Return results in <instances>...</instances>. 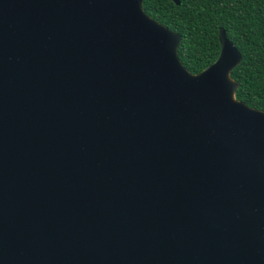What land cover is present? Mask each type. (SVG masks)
<instances>
[{"label": "water", "instance_id": "1", "mask_svg": "<svg viewBox=\"0 0 264 264\" xmlns=\"http://www.w3.org/2000/svg\"><path fill=\"white\" fill-rule=\"evenodd\" d=\"M143 2L0 0V264H264L242 54L191 72Z\"/></svg>", "mask_w": 264, "mask_h": 264}, {"label": "trees", "instance_id": "2", "mask_svg": "<svg viewBox=\"0 0 264 264\" xmlns=\"http://www.w3.org/2000/svg\"><path fill=\"white\" fill-rule=\"evenodd\" d=\"M145 11L182 35L179 56L198 73L213 63L220 51L219 30L242 54L232 70L236 98L264 110V0H144Z\"/></svg>", "mask_w": 264, "mask_h": 264}]
</instances>
